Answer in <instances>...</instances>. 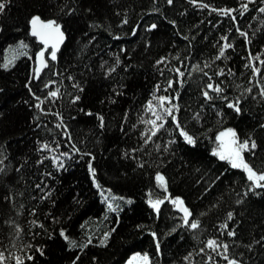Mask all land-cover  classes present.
<instances>
[{
	"label": "trees",
	"instance_id": "1",
	"mask_svg": "<svg viewBox=\"0 0 264 264\" xmlns=\"http://www.w3.org/2000/svg\"><path fill=\"white\" fill-rule=\"evenodd\" d=\"M202 2L206 7L191 0L171 5L167 0H9L0 13L4 264H15L16 255L24 264H123L136 252H147L149 264H228L221 249L207 247L209 238L227 243L229 259L264 264V191L253 189L242 169L212 152L218 132L235 128L241 138L256 140L257 148L245 150V158L264 170V96L257 83L264 82V12L259 11L264 0ZM227 8L233 11L215 10ZM34 15L57 21L66 36L57 59L47 58L36 81L33 58L20 56L26 48L33 57L40 48L29 35ZM150 23L158 27L147 28ZM224 37L231 47L221 55ZM253 64L262 74H254ZM208 83H219L222 92L207 89L212 98L205 97ZM56 89L58 96L48 95ZM33 91L51 111L36 107ZM160 95L172 97L165 102L169 106L179 105L174 113L195 135L196 145L183 140L170 118L144 142L151 134L147 121L154 118L147 102L158 104ZM225 96L238 101L242 111L232 109ZM73 145L81 152H73ZM65 151L70 155L63 156ZM157 171L167 177V192L155 179ZM165 195L182 196L200 226H186L170 200L157 214L148 200ZM106 232L107 243L101 244ZM189 252L193 255L185 260Z\"/></svg>",
	"mask_w": 264,
	"mask_h": 264
},
{
	"label": "snow or ice",
	"instance_id": "2",
	"mask_svg": "<svg viewBox=\"0 0 264 264\" xmlns=\"http://www.w3.org/2000/svg\"><path fill=\"white\" fill-rule=\"evenodd\" d=\"M174 0H167L168 4H173ZM9 3V0H0V13H4L6 11V7ZM192 4H198L200 7H206V5L202 2V0H191ZM241 7L243 9H247L248 8V4H243L241 5ZM216 11H223L225 13H229L232 12L233 9L231 8H227L224 10L221 9H215ZM260 12H264V7H261L259 9ZM233 19H235V16L232 17ZM122 23H127V20L125 19L124 21H122ZM171 23L175 24L176 21L172 20ZM31 25H32V32L33 34L38 37L41 41H43V44L45 46L51 44L52 47L50 49V56L52 60H56L57 59V50L60 46V44L63 42L64 38H65V33L63 30H61V26L59 23H57V21L55 20H45V19H41V17L39 15H34L31 17ZM147 28L149 29H156L158 27V25L156 23H150L148 25H146ZM118 35V34H117ZM241 35L243 36H247L248 34L246 32L241 31ZM225 40L224 46L220 48V54L224 55L225 53V49L228 47H231L230 44L227 43V37L223 38ZM20 46L21 47H26V45L24 44L23 41L20 42ZM37 58L39 61V66L35 69V75L37 78H39V74L40 72L47 67L48 65V61L45 59V53H44V49H41L40 52L37 54ZM165 59L164 57H161V60ZM161 61L158 60L157 63L159 64ZM261 64H264V59L260 60ZM10 66V62H6L3 67L4 68H8ZM253 67V71L254 74H262L261 73V69L256 67L255 64L252 65ZM109 71H111V69H109ZM177 71L179 72L180 70L177 69ZM223 74V69L221 70V75ZM180 75L182 76L183 73L181 72ZM49 83H53L52 81H49ZM173 83L172 80H169L167 82V84L169 86H171ZM181 83H183V81H181ZM258 84L261 85L260 89H259V94L261 96H264V82L261 81H257ZM30 90H31V85L29 86ZM45 87H47V84H45ZM207 89H212L215 92H222V88L220 86L219 83L213 84V83H208L206 85V90L203 92V95L205 97H208L209 99H211V95L209 93V91ZM248 91H251V88L248 89ZM32 95L34 97H36V107L40 108V110L42 112H46V111H51V109H46L44 107H42V102H43V98L39 95H37V93L35 91L32 92ZM49 96L52 97H56L59 95V89H56L55 91H50L48 93ZM79 96L74 97L75 100H79ZM225 99V102L232 108L234 109L237 113L242 111V107L240 106L239 102H233L231 100H228L227 97H223ZM156 99L159 101L158 104H153L151 100H149L148 103V107L151 110L152 114H153V119L147 121V123L151 124V129L150 130H146L150 131V135H146L145 138V143H148V141L152 140L153 136H155L162 128L165 127V124L169 122V118L171 119V121H175V126L178 129V133L179 135L183 138V140L188 144V145H196L198 143L195 135L193 133H191L189 130H187L183 124L181 123V121L179 120V118L175 115L174 113V109L178 110L179 109V105L178 104H172L171 106H169L168 104H166L165 102H171L172 97L168 96V95H160L158 97H156ZM222 115V112L220 113ZM57 116L60 115V113H56ZM101 121H103V117H100ZM158 121H160V123H158ZM62 122V121H61ZM65 128H67V125H64ZM65 135H67L69 140H72V136L70 132L65 133ZM175 139V137H173V140ZM215 139L217 141H219L218 145L214 148H212V152L213 154L218 157L221 161H226L228 162V164L231 165L232 168L235 169H242L246 175H247V180L251 182V187L253 189H260L262 191H264V170H258L256 169L253 164L245 158V150H249L251 151L252 149H256L257 148V142L254 138H241L238 134L235 128H226L220 132H218V134L215 136ZM41 148L44 149H48L49 148V144L47 143H41L40 145ZM167 150V149H166ZM72 151L79 153L81 152V149L79 147H75L73 145L72 147ZM134 151V150H133ZM63 156L67 157L70 155L69 152L65 151L62 153ZM89 156H92V153H88ZM94 159V156L92 157ZM54 161H58L59 157L58 156H54L52 158ZM0 163H2V161H0ZM142 166V165H141ZM57 167L62 168L63 164H57ZM89 170L94 174L96 172V168L93 167V165L91 164V162H89ZM4 169L0 168V172H3ZM49 176L52 175V173H48ZM93 179L95 180V176L93 175ZM155 179L156 181L159 182V186L160 188L164 189L165 192H167L168 189V180L167 177L164 175V173L157 171L155 174ZM215 181H213L214 183ZM97 188H101V185L99 182L96 183ZM37 187H40V185H37ZM109 191H111V189H109ZM205 191H207V188H205ZM245 195H247V192L245 193ZM5 199H8V197H5ZM129 203L131 202V198H128ZM166 200H170V202L180 211L183 213L182 216V222L188 226L190 229H197L200 224L201 221L193 217V211L192 209L188 206V204L185 203V200L182 196H171V195H165L162 197H157L155 199L149 198L148 203L149 205H151V207L156 211L157 214L160 213L161 211V205L164 204V202ZM239 202V201H237ZM109 207H113V202L111 200L108 201ZM118 210V209H116ZM33 212L36 211V209L34 208L32 210ZM228 219L231 220L233 213L230 211L228 212ZM191 218V219H190ZM19 227V225H17V228ZM139 227V225H138ZM224 228L228 229V235H235V231H233L230 227V225H228L227 223L224 224ZM61 234L64 235L65 239H69L68 235L64 233V230L61 229ZM110 233L106 232L104 233V237L105 239H102L100 241L101 244L107 243V236H109ZM153 236H156L157 233L156 232H152ZM76 243L75 240H72L70 243V247L72 245H74ZM89 243H91V241H89ZM157 247H159V240H157ZM253 243H256V241H253ZM37 247L39 248V245H37ZM207 247L209 249H211L212 251H215L216 249H221L220 255L225 256V259L228 260V264H241V262L239 260H236L235 258H231L229 259L226 255V253L228 252V245L227 243L221 244L218 242V238H209L207 240ZM249 248L252 247L251 244L248 245ZM41 253H43V249L40 248ZM205 249L204 248H200V252H204ZM142 255V261L140 262V264H149V257H148V253L145 252L143 254L136 252L133 253V258H130L128 261V264H138L137 260L135 258H139ZM193 253L189 252L184 259L188 260L190 256H192ZM15 259V264H24V260L21 258L20 255H16L14 257ZM27 259H32L31 256H28ZM78 259V258H77ZM208 259L212 260L213 257L211 255V252L208 253ZM6 261V257L4 255L3 251H0V264H4V262ZM72 264H76L75 260L72 261Z\"/></svg>",
	"mask_w": 264,
	"mask_h": 264
},
{
	"label": "water",
	"instance_id": "3",
	"mask_svg": "<svg viewBox=\"0 0 264 264\" xmlns=\"http://www.w3.org/2000/svg\"><path fill=\"white\" fill-rule=\"evenodd\" d=\"M31 29H32V25H31V21H30V25H29V35H30V37L33 38L37 44L41 45V47H42L41 49H44L45 59H46V60H47V58L51 59V56H50V54H49L50 52L48 53L47 56H46V52H47L49 49H51L52 45L49 44V45L45 46V45L43 44V41H41L38 37H36V36L33 34V32H32ZM61 30H62V29H61ZM65 41H66V36H65L63 42L60 44V46H59L57 52H58L59 49L62 47V45L64 44ZM41 49H40V50H41ZM40 50L35 54V57H34V63H35V67H34V80H35V81L38 79V78L36 77V75H35V69L39 66V61H38V58H37V54L40 52ZM47 67H48V65H47ZM47 67H45V68L40 72L39 77H40V75L42 74V72H43L45 69H47Z\"/></svg>",
	"mask_w": 264,
	"mask_h": 264
},
{
	"label": "rangeland",
	"instance_id": "4",
	"mask_svg": "<svg viewBox=\"0 0 264 264\" xmlns=\"http://www.w3.org/2000/svg\"><path fill=\"white\" fill-rule=\"evenodd\" d=\"M20 56H21V57H22V56H26V57L31 58V59L33 58V57L31 56V51H30V50L27 51L26 48H25V52L22 53ZM19 59H20V58H19ZM218 143H219V141H217V145H218ZM130 258H133V254H131V255L128 257V259H127L123 264H128V261H129ZM135 259L137 260L138 264H140V262L142 261V255H141V257H139V258H135Z\"/></svg>",
	"mask_w": 264,
	"mask_h": 264
},
{
	"label": "bare ground",
	"instance_id": "5",
	"mask_svg": "<svg viewBox=\"0 0 264 264\" xmlns=\"http://www.w3.org/2000/svg\"><path fill=\"white\" fill-rule=\"evenodd\" d=\"M39 45V44H38Z\"/></svg>",
	"mask_w": 264,
	"mask_h": 264
}]
</instances>
